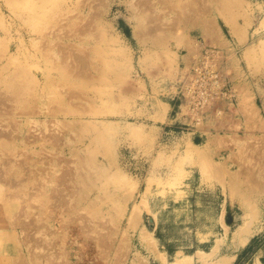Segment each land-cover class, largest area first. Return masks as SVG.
<instances>
[{"label":"rangeland","instance_id":"1","mask_svg":"<svg viewBox=\"0 0 264 264\" xmlns=\"http://www.w3.org/2000/svg\"><path fill=\"white\" fill-rule=\"evenodd\" d=\"M230 1L0 0V132L14 136L0 137V264H45L36 241L62 227L68 259L52 264H200L216 249L215 263L262 240L264 0ZM204 50L225 95L193 126L171 87ZM42 171L49 194L70 171L75 205L46 238L32 230L55 200Z\"/></svg>","mask_w":264,"mask_h":264},{"label":"bare ground","instance_id":"2","mask_svg":"<svg viewBox=\"0 0 264 264\" xmlns=\"http://www.w3.org/2000/svg\"><path fill=\"white\" fill-rule=\"evenodd\" d=\"M170 1L171 2H174L176 6L179 5L178 7H184V6H182V5H184L182 3V0H156V4H159L160 5L159 7H161L162 9H164V8L165 9H168L169 7H168L167 3H169ZM196 2H198V0H191V2H190L191 3V6H192V4H194ZM230 2H232L233 5L234 4L237 5V3L240 2V0H231ZM188 4H189V2H188ZM238 7H240V6H238ZM162 13L158 12V14H156L155 16H153V18H152V16H148V17H145V19H146V21H157V20L160 19ZM262 23L264 25V18L262 20ZM207 37L209 39V36L208 35H207ZM188 65L189 64H187L186 66H188ZM23 75H27V73H23ZM39 76H41L42 80H47L46 74H44L43 72L40 73V74L33 73V77L38 82H40L39 81L40 80L39 79ZM38 82H36L35 80H33V84L32 85L37 86V83ZM41 83H42V81H41ZM6 84H9V82H6ZM39 86H40V84H39ZM28 113H34L35 114V112H33V111H29ZM41 136L40 137L39 136H36V137L34 136L33 137V140H41V141H43L44 144L46 142H48L49 145H53L57 141V139L54 138L53 136H50L48 138H46V136L44 134L41 135ZM0 137L13 139L14 136L12 135V131H11L9 133L0 132ZM19 137L21 138L22 136H19ZM28 137H29V135H28ZM223 139H225V138H223ZM33 140H31V141H33ZM221 141L223 143V140H221ZM27 142H29V141H27ZM216 142H218V141H216ZM191 147H193V146H191ZM200 156H202V155H200ZM42 173H44V174L42 176H40L41 178L39 179V182H38V186H39L38 188L40 190V191L38 190V192H40L39 196L43 195V197H45V198L46 197L47 198H52V197L54 198L55 197V200L53 201V203H52V205L50 207H47V206H42L41 207V209L44 212H45L46 208L50 209V211H48V213H42V215L40 216V219H42V222L40 223V226H37V227H40V228L34 229V228H36V226H32V228H33L32 230H34V232H43L44 231L41 235L46 238V235H50V231L47 229V224H50L52 222V220H54V217L57 216V215L58 216H61L62 214H65V215L68 214V215H70L73 212V207L75 205L74 204H69V200L66 197L70 198L71 196H68V193H63V190L66 187V184H65V181L67 180L66 177L69 176V175H71L70 174V171H64L62 173V176H61L60 180H59V183H60L59 185L60 186H64L63 189H61V190L53 189V191L50 194L48 193L49 190H50V188H49V186H47L50 183H47L49 181H47V179H45V177H46V175L48 173L43 172V171H42ZM37 174H39V172ZM6 181H9V180L7 179ZM27 183H30V178H28ZM44 183H46V184H44ZM27 193H28L27 190L24 191V195L27 194ZM64 194H66V195H64ZM12 195L13 196H16L15 193H13ZM81 198L83 199V195H82ZM59 219H61V217H59ZM30 225H31L30 223H26V224H23L22 225V227H23L22 230L23 231L21 232V235H22V239H24L23 240L25 242L24 244H26L27 242H29V233L32 232L31 229H30V227H31ZM68 230H69V227H62V229L60 228L59 231L56 230L54 232V238L55 239L50 244H44L42 242H37L36 241V243H38V247L39 248L41 246H43V249L46 250V253L44 255L45 257L43 258V261L45 262V264H52V262L54 263L55 259L60 258V257H62L63 259H68V253H67V247L68 246L66 245V241H64L65 237H69V233L70 232ZM3 233L4 232H0V236ZM84 233H85L84 230L81 231V234L82 235ZM47 238H49V236H47ZM97 239L98 240L95 242V245L97 247H99L102 244V242H101L100 238H97ZM144 239L145 238L143 237L142 240H144ZM7 240L10 241V242H12V238H10V237H7ZM45 240L42 239L43 242H45ZM145 242L150 243L149 240L148 241H145ZM215 250L216 249H211V251H209V253H205V252H203L202 254L199 253L200 254V255H198L199 256V259H197V260H199L200 264H212L213 262H211V259H213L216 256V251ZM47 251H49V252H47ZM35 256L36 255L33 254V264H39V262H37V260L35 259ZM39 257H40V255L38 256V260H39ZM232 259H233V256L230 257V258L220 259V260H218L217 262H215L213 264H230L232 262ZM50 260L52 262H49ZM177 264H179V263L177 262Z\"/></svg>","mask_w":264,"mask_h":264},{"label":"built area","instance_id":"3","mask_svg":"<svg viewBox=\"0 0 264 264\" xmlns=\"http://www.w3.org/2000/svg\"><path fill=\"white\" fill-rule=\"evenodd\" d=\"M218 54L216 50H204L201 58L195 60L186 71H182L180 79L171 87L173 99L178 101V111L183 108L193 126L203 121V115L216 98L225 95L222 76L215 70L213 60L202 59L216 58Z\"/></svg>","mask_w":264,"mask_h":264},{"label":"crops","instance_id":"4","mask_svg":"<svg viewBox=\"0 0 264 264\" xmlns=\"http://www.w3.org/2000/svg\"><path fill=\"white\" fill-rule=\"evenodd\" d=\"M239 248V246H236ZM233 256L232 262L230 264H264V236L262 240H258L253 244L250 252L241 256L239 259L235 260L236 255ZM229 257V258H230ZM235 260V261H234Z\"/></svg>","mask_w":264,"mask_h":264},{"label":"water","instance_id":"5","mask_svg":"<svg viewBox=\"0 0 264 264\" xmlns=\"http://www.w3.org/2000/svg\"><path fill=\"white\" fill-rule=\"evenodd\" d=\"M226 222H227V223H230V215L227 216Z\"/></svg>","mask_w":264,"mask_h":264}]
</instances>
